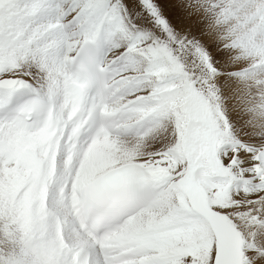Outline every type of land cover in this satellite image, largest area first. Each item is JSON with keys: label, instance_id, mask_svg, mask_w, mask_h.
I'll return each instance as SVG.
<instances>
[{"label": "snow or ice", "instance_id": "snow-or-ice-1", "mask_svg": "<svg viewBox=\"0 0 264 264\" xmlns=\"http://www.w3.org/2000/svg\"><path fill=\"white\" fill-rule=\"evenodd\" d=\"M0 264H264V0H0Z\"/></svg>", "mask_w": 264, "mask_h": 264}]
</instances>
